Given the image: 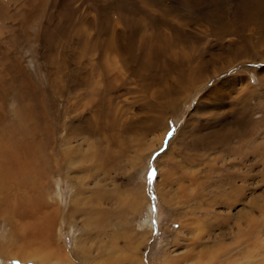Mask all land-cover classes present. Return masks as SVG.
<instances>
[{"label":"rangeland","instance_id":"rangeland-1","mask_svg":"<svg viewBox=\"0 0 264 264\" xmlns=\"http://www.w3.org/2000/svg\"><path fill=\"white\" fill-rule=\"evenodd\" d=\"M39 138V149L24 144ZM6 139L23 141L15 154L1 151L0 171L14 170L23 151L37 176L6 174L25 184L29 207L0 214L4 264H36L5 252L19 240L17 226L33 224L32 206L42 198L51 239L74 255L63 264H224L201 261L199 251L195 260L185 256L208 230L206 216L225 212L216 202L230 184L242 185L246 201L261 196L263 212L254 215L264 222V0H0ZM63 139L76 153L68 169H55ZM244 141L251 145L236 152ZM98 184L125 202L123 222L108 218L106 234L89 232L87 217L73 213L74 200ZM131 194L134 210L126 208ZM127 231L141 236L130 243ZM261 247L248 240L244 261L256 250L261 261Z\"/></svg>","mask_w":264,"mask_h":264},{"label":"bare ground","instance_id":"bare-ground-1","mask_svg":"<svg viewBox=\"0 0 264 264\" xmlns=\"http://www.w3.org/2000/svg\"><path fill=\"white\" fill-rule=\"evenodd\" d=\"M250 6H252V4H250ZM235 15L238 16L236 13ZM234 22L235 20L233 21V23ZM238 23L239 22L237 21L236 24L238 25ZM237 29L239 28H235V30ZM22 141L23 140L21 139L19 140L6 139L4 141H0V153L4 152L7 154H15L17 143L22 142ZM39 141H40V138L37 140L35 139L33 141H24V144L37 143L36 146L39 149L40 147ZM64 142H65V146L58 149L59 155L61 157V161L63 162H62V165L56 166L55 169H58V168L62 169V167L60 166H63L64 168L66 166V168L68 169L70 165L73 164L72 157L76 152L74 151V148L70 146V141L68 139H63L62 143ZM241 145L243 146L239 145V148L238 147H237L238 149L236 148V152H244L245 149L243 147L246 146L247 148L251 144L246 143L245 145V141H244L242 142ZM259 147H260L259 148L260 151L264 149V146L263 147L259 146ZM231 151L234 152L233 149ZM250 152H253L254 153L253 155H255L256 153L254 152V150ZM257 153L261 155L259 151H257ZM258 154L256 155L258 156ZM38 156L41 157V154H39ZM18 157L19 158L22 157L23 160L19 162V164L14 170L9 171L6 169L4 171H0V187H1L0 190L1 191L3 190L2 192H4L3 198L7 199L5 203H2L5 207L4 209L0 211V214L7 218H9L10 216H14L15 213H18L17 212L18 208H21V207L28 208L29 199L27 200V198L24 196L26 193L24 190L27 189L25 184H23L24 187H21V185L19 186L16 183L7 182L5 180L6 174L9 172H15L16 174H19L22 176L28 175L27 177L37 176L36 174L31 173L33 172V169H34V167L30 165L31 160H32L31 155H28L25 152L20 151L18 152ZM18 157L16 158L18 159ZM54 157H56V155ZM48 172L50 171H48V169H46L45 167V174L41 172L40 176L38 177H40L43 180L44 177H48L46 176ZM97 182L99 183V181ZM240 186H235L234 184H230L229 190L227 192H224L226 193L227 198H225L223 201L216 202V204L218 203L222 206H225V212L224 213L219 212V215H217L216 213L214 217L206 216V218H208L207 221H209L208 230L205 232V235L199 236L200 237L199 239H195V241L192 243L193 246L191 245L192 247L187 249L188 253L185 256V258L186 257L187 258L186 259L184 258L185 261L188 262V260L195 258V254H196L195 251H199V256H200L201 261L208 259L205 257L209 256V258L213 260V263L217 261V263L220 262L224 264H264L263 263L264 256L262 257L261 261L259 257L256 258V254L259 253V250H256V254H254V256L251 257L250 262H245L243 259V257L245 258L248 257V255L243 256V248L247 244L248 240H251L252 237L260 241V243L262 244L260 252H263L262 249H264V240L262 241L261 237L264 235V222L260 224L258 220L259 219L258 216H261L263 212V200L261 196L258 195L257 198H254L251 200L249 199L246 201V198L244 196L243 197L241 196L242 195L241 192L243 191V189ZM30 187L29 189L32 188ZM91 189H92L91 191L92 195L86 196L85 200L79 201V202H77L78 200L77 201L74 200L73 213L81 212L83 213L82 215H85L87 217V219L85 220V223H87L89 232L92 230V228H94L97 231L103 232V233L105 232L106 234L108 233L107 232V227L109 225L108 218L114 217L117 219L118 223L123 222L124 220L123 211L125 208V202L122 199L120 193L116 191V189L109 190L106 188L105 185L100 186V184H98L96 188H91ZM0 198L3 199L1 196ZM43 199L44 198L39 199L37 203L35 202L34 206H32L33 210L31 214H36V216H34L35 218H33V224L29 222H25L17 226V229L19 228L18 230L19 240L16 239L17 243L11 246L5 252V254L7 256H11L12 258H17L20 261H31L32 260V261H35L36 264H63L65 262V259L68 256L74 260L73 258L74 255L72 254L71 248L69 250L67 249L68 255L64 256L63 253L61 254V252H63L64 250L62 251L61 247L55 244L53 239H51L52 237H51L49 229H50V224H51L50 219L52 218V214L49 213L48 211L47 212L45 211L46 213L41 212L43 210L42 209L43 207H41L40 204H42L41 201ZM105 200H109L111 202V205L108 207L103 206L102 201H105ZM87 201H89V204H86ZM168 201H167V204L171 206V204ZM94 202H97L98 205L94 204ZM237 202H241L242 206L240 205V208L236 210L234 214L230 215L232 208L235 206V204H237ZM211 203H214V202H211ZM137 206H138L137 198L135 197V194L134 196L131 194V198L127 199L126 208L127 209L130 208L134 210L137 208ZM250 208L254 210L251 211ZM255 212L259 215L255 216L254 215ZM73 213H71V215H73ZM47 216L50 218L49 221L45 220ZM183 226L184 225H181V228ZM127 233L130 239L129 240L130 243L132 239H135V237L137 238V236H141V235H137L134 233H129L128 231ZM116 234H117L116 232L113 234H110L111 239H115L114 237ZM227 235H229L230 237L227 239L228 243L224 244L223 241ZM212 249H214L215 255H212V252H211ZM239 259H241L242 262L239 263ZM0 264H4L1 258H0Z\"/></svg>","mask_w":264,"mask_h":264},{"label":"crops","instance_id":"crops-1","mask_svg":"<svg viewBox=\"0 0 264 264\" xmlns=\"http://www.w3.org/2000/svg\"><path fill=\"white\" fill-rule=\"evenodd\" d=\"M252 4V6H251V8H255V9H257V8H259L260 7V5H259V2H256V3H251ZM254 4V5H253ZM236 28H239V29H237L236 31H241V28H242V26H238V27H236ZM229 29V28H228Z\"/></svg>","mask_w":264,"mask_h":264},{"label":"snow or ice","instance_id":"snow-or-ice-1","mask_svg":"<svg viewBox=\"0 0 264 264\" xmlns=\"http://www.w3.org/2000/svg\"><path fill=\"white\" fill-rule=\"evenodd\" d=\"M169 135H171V133H169ZM152 176H153V172H149V183H151L152 181Z\"/></svg>","mask_w":264,"mask_h":264}]
</instances>
